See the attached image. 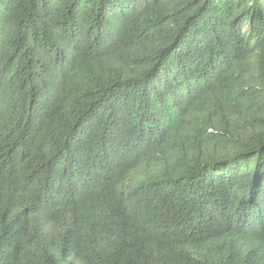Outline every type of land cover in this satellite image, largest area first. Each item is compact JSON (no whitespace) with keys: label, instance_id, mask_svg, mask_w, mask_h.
<instances>
[{"label":"trees","instance_id":"16d2710c","mask_svg":"<svg viewBox=\"0 0 264 264\" xmlns=\"http://www.w3.org/2000/svg\"><path fill=\"white\" fill-rule=\"evenodd\" d=\"M0 264H264V0H0Z\"/></svg>","mask_w":264,"mask_h":264}]
</instances>
